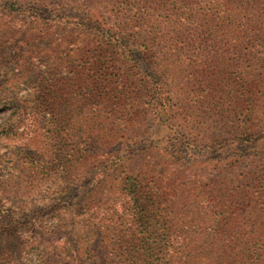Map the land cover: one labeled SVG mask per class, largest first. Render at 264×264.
<instances>
[{
	"label": "trees",
	"instance_id": "trees-1",
	"mask_svg": "<svg viewBox=\"0 0 264 264\" xmlns=\"http://www.w3.org/2000/svg\"><path fill=\"white\" fill-rule=\"evenodd\" d=\"M3 73L61 213L37 264H264V0H1Z\"/></svg>",
	"mask_w": 264,
	"mask_h": 264
},
{
	"label": "rangeland",
	"instance_id": "rangeland-1",
	"mask_svg": "<svg viewBox=\"0 0 264 264\" xmlns=\"http://www.w3.org/2000/svg\"><path fill=\"white\" fill-rule=\"evenodd\" d=\"M72 6L62 5L60 15L82 17L81 12L71 9ZM32 66L45 70L37 63ZM6 76L8 75L0 74V84ZM30 92L22 85L11 88L0 86V127L9 119L16 120L19 114L14 105L6 104L5 100L15 101L31 94ZM179 95L183 97V94ZM30 123L28 121L23 127L18 128L11 139L0 137V264H28L26 258L32 262L31 264H37L39 251L32 242L38 241L43 236L48 237L54 228L60 225L61 213L51 209L52 202L49 201L46 187L36 192L33 190V183L31 184L34 172L29 160L37 157V149L40 147L38 139L35 140L34 132L42 125L36 129ZM255 162V159L247 158L214 177L229 176L236 184L242 182V188H246L249 184L246 183L247 178L256 167ZM97 171V169L93 170L89 178ZM24 176L30 178L25 184L26 187L22 188L20 183ZM73 236V232L67 231L60 235V240L64 242L73 240Z\"/></svg>",
	"mask_w": 264,
	"mask_h": 264
}]
</instances>
